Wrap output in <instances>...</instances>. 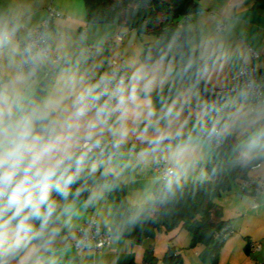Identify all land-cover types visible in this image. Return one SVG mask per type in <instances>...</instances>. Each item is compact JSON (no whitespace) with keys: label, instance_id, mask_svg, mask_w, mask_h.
<instances>
[{"label":"clouds","instance_id":"obj_1","mask_svg":"<svg viewBox=\"0 0 264 264\" xmlns=\"http://www.w3.org/2000/svg\"><path fill=\"white\" fill-rule=\"evenodd\" d=\"M236 5L201 2L134 50L0 0V264H64L167 204L215 159L264 184V76L235 39ZM141 207L83 228L127 175Z\"/></svg>","mask_w":264,"mask_h":264},{"label":"crops","instance_id":"obj_2","mask_svg":"<svg viewBox=\"0 0 264 264\" xmlns=\"http://www.w3.org/2000/svg\"><path fill=\"white\" fill-rule=\"evenodd\" d=\"M201 2L207 3L208 10H212L214 0H200ZM36 3L42 14H48L47 8L50 5L61 12V16L53 18L54 23L77 32L89 31L94 39L104 40L105 46L115 51L134 50L141 44L147 43L152 37L150 34H139L131 28L129 33L125 34L123 28L127 26L123 23L89 21L84 0H36ZM232 3L236 5L237 13L235 39L248 50L252 48L259 53V57L253 58V62L264 76V0H232ZM119 32L124 33L123 40L110 43ZM206 172L205 166L203 177L206 176ZM154 174V172H138L124 178V182L128 185L130 202L142 203L143 190L147 185L152 184ZM250 175L254 176V173L250 172ZM255 199L258 202L256 206ZM221 209L223 219L232 223L235 232L219 249L218 264L264 262V194L257 197L247 193L236 195L228 204H222ZM92 213H96L99 220L114 219L111 198L107 197L98 209L88 210L81 224ZM191 241V233L181 226L168 231L159 230L154 237L145 238L140 243H133L127 237L114 235L111 246L102 252H95L92 249L78 251L73 241H68L70 251L64 257V264H150L147 261L150 251L155 258L152 264H211L210 246L204 243L192 246ZM251 244H260V250L251 249ZM241 245H244L242 256L239 255ZM172 246L175 247L176 253H180V262L172 263L165 260L166 252Z\"/></svg>","mask_w":264,"mask_h":264},{"label":"trees","instance_id":"obj_3","mask_svg":"<svg viewBox=\"0 0 264 264\" xmlns=\"http://www.w3.org/2000/svg\"><path fill=\"white\" fill-rule=\"evenodd\" d=\"M87 17L97 23H123L139 34H158L164 27H174L172 20L180 13L194 12L200 0H84ZM206 170L211 178L187 180L182 189L165 205L155 206L140 215L135 225H125L116 235L127 237L133 243L154 237L159 230L184 227L192 235L191 245L204 243L211 248V264H218V253L225 238H216L217 230L232 225L223 219L221 206L215 199L231 189L236 179L250 176L251 171L234 167L229 161H209ZM113 203L114 219L120 220L141 207L128 199L125 182L108 195ZM235 230V227H234ZM235 232V231H234ZM232 234L228 235L231 236ZM170 247L165 260L177 263L180 253ZM155 258L151 251L147 261Z\"/></svg>","mask_w":264,"mask_h":264},{"label":"built area","instance_id":"obj_4","mask_svg":"<svg viewBox=\"0 0 264 264\" xmlns=\"http://www.w3.org/2000/svg\"><path fill=\"white\" fill-rule=\"evenodd\" d=\"M47 15H51L52 18L61 16V12L57 10L53 5H50L47 8ZM124 38V33L119 32L116 33L114 39L110 43H115L118 41H122ZM250 52L253 53V58L259 57V53L255 51L252 48H249ZM253 70L258 76H262L260 69L256 66V64L253 62ZM239 186H240V191L244 193H249L252 194L254 197H257L259 195L264 194V184H258L254 178V176H248L243 179H239ZM254 205H258V202L255 199ZM99 218L96 213L90 214L85 221L82 223L83 228L87 229L90 224H95L96 221H98ZM96 228L93 227L92 229V240H93V247L91 248L95 252H102L105 249L109 248L112 244V239L114 235H109L107 232V229L101 227L99 229V234H96ZM234 226L233 225H227L225 227H222L221 229L217 230L215 233L216 238H225L227 239L230 234L234 233ZM74 245V242H73ZM75 247V246H74ZM261 245L260 244H251V249L253 250H260ZM76 250L82 251L85 249H79L75 247ZM251 264H264V262H258L254 261Z\"/></svg>","mask_w":264,"mask_h":264},{"label":"rangeland","instance_id":"obj_5","mask_svg":"<svg viewBox=\"0 0 264 264\" xmlns=\"http://www.w3.org/2000/svg\"><path fill=\"white\" fill-rule=\"evenodd\" d=\"M116 23H118V22H116ZM123 30L125 31V34H126V32L129 33L128 32L129 31V28L124 27ZM205 174H206L205 177H202V178H200V177L199 178L193 177L190 180H193V179L205 180V179L211 178V176H210V174L208 172H206ZM247 194H249V193H247ZM236 195H238V196L246 195V193L240 191L239 179H236L233 182V185H232L231 189H229L228 191H225L222 194L221 197L216 198L215 199V202L222 206V204H228L230 202L231 198H233ZM250 195H252V194H250ZM136 204H142V203H136ZM243 253H244V245H241V247L239 249V255L242 256Z\"/></svg>","mask_w":264,"mask_h":264}]
</instances>
